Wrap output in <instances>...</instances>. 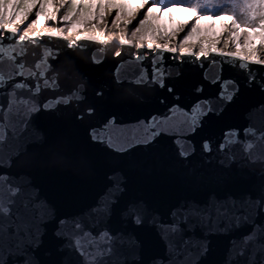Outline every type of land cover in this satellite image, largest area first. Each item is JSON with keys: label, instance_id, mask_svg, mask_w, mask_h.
Returning a JSON list of instances; mask_svg holds the SVG:
<instances>
[{"label": "water", "instance_id": "95a60500", "mask_svg": "<svg viewBox=\"0 0 264 264\" xmlns=\"http://www.w3.org/2000/svg\"><path fill=\"white\" fill-rule=\"evenodd\" d=\"M8 43L5 41L0 50V75L6 81L21 70L20 63L25 70L39 73L46 66L36 69L35 64L45 58L44 53L50 49L55 57H47L49 66L43 79L49 86L40 79L38 94L17 91V99H30L29 105L13 104L9 108L10 97L0 95V124L7 134L0 146V174H7L22 189L12 217L19 212L28 225L31 240L25 237V244L29 245L32 264H77L80 257L66 247L75 219L89 226L99 220L100 227L121 234L115 259L124 264H174L177 259L185 264H243L247 255H239L244 248L242 238L254 225L264 226V210L256 206L264 197V154L257 148L246 155L240 143L230 145L226 152L218 151L217 146L230 129L237 130L240 141L255 140L245 136L246 128L257 135L264 132V91L255 84L248 85L247 72L238 67L239 60L214 53L196 60L165 52V86L160 87L134 82L141 71L140 62L131 59L137 52L134 47L80 41L68 48V41L44 37L36 44L16 45L12 51ZM21 48L24 55L17 56ZM117 49L122 52L120 57L114 56ZM9 56L15 57V63ZM94 58L101 62L95 63ZM144 64L150 71L147 60ZM248 67L258 69L256 65ZM261 76L264 69L257 71V79ZM218 79L235 80L240 89L226 105L213 100L218 111L223 108L219 115L204 117L201 127L188 134L182 123L186 118L178 111L151 143H135L149 135L142 122L152 116H166L174 104L190 109L197 99L216 97L221 85L213 81ZM15 82L11 80L0 92H9ZM26 82L37 83L31 78ZM73 93L81 98L74 95L67 105L42 107L47 101ZM33 106L39 110L31 112ZM93 130L105 143L92 139ZM177 137L188 156L179 154ZM109 138L114 147L107 146ZM204 140L210 141L212 152L202 150ZM115 147L127 150L116 151ZM114 186L123 187L122 193H116L120 206L135 200L146 203L150 211L142 224L135 225L119 211L108 217L90 215ZM24 199L39 201V208H23ZM233 202L238 214L247 218L239 226L231 217L218 216L214 211L218 204L231 206ZM193 203L210 206L212 218L194 217L181 226L180 233L165 238L160 225L172 222L171 211ZM12 217L4 218L3 223L7 226ZM170 241L183 249L179 257L169 248ZM4 255L8 264H23L25 259L23 252L15 249L8 255L7 247Z\"/></svg>", "mask_w": 264, "mask_h": 264}, {"label": "snow or ice", "instance_id": "6c2138e0", "mask_svg": "<svg viewBox=\"0 0 264 264\" xmlns=\"http://www.w3.org/2000/svg\"><path fill=\"white\" fill-rule=\"evenodd\" d=\"M211 5V6H210ZM13 9V14L9 16L8 8ZM128 0H0V50H3L4 42L8 41V47L15 51L16 45H23L25 42L36 44L38 40L44 37L59 38L68 41L67 47L73 48L80 41L98 42L105 45L118 38V43L121 47H134L137 52L131 54V59L140 62L141 71L138 77L135 78L136 84L153 83L159 84L160 87L165 86V64L163 53L176 54L181 57L190 56L196 60L208 58L210 53H214L221 57L229 58L233 61L239 60V68L247 72V83L249 86L255 84L261 91H264V76L257 79V71L264 69V58L257 53L256 49H251L247 54L241 53V44L245 49H249L252 34H256L261 40H264V0H138V7L135 10H128ZM51 8V14L48 9ZM93 8L95 11H93ZM173 9L190 12L191 19L182 25H177L171 32L163 31L155 25L154 21L164 13L171 14ZM22 13V15H21ZM43 16V19H42ZM32 17L31 19H29ZM19 18V19H18ZM219 20L223 23V39L217 38L216 44L223 45L222 48H217L215 44L211 48L204 43L199 44V50L194 51L197 47L194 39L199 36L202 26L205 21L210 22L208 27ZM18 21V22H17ZM51 21L53 25L47 27L46 23ZM135 21V23H134ZM77 24L83 26L86 31H81L76 28ZM185 28L187 31L185 32ZM180 32L185 34L173 45V40ZM72 37V39H69ZM158 41H164L159 43ZM173 45V46H170ZM230 46L235 47V51H226ZM147 49L144 52L143 49ZM264 50V48H262ZM24 49L21 48L17 56H23ZM122 52L117 49L114 52L115 57H120ZM52 56L51 50L44 53V59L35 64L36 69H40L41 65H45V71H32L24 69L23 63L19 64L20 71L15 72L13 77L8 81L3 75H0V89L7 87L11 80L15 79L11 89L7 93L0 92V95H8L9 108L13 104L29 105L30 99L20 97L17 99L18 90H26L38 94L41 91L39 80L45 77L48 61L47 57ZM8 59L15 63V57L9 56ZM150 64L149 67L144 64L145 61ZM95 63L101 61L94 58ZM225 61H222V63ZM215 63V61H213ZM248 65H256L258 69L254 70ZM237 66V65H233ZM119 72V67L116 69ZM27 73V74H26ZM23 77V80L17 79ZM31 78L36 80L35 85L29 84L26 81ZM44 85L49 86V81L43 79ZM55 83V81H53ZM213 83L221 85L220 91L216 97L197 99L190 109L181 108L180 105L174 104L168 109L166 116H152L146 122L145 128L149 135L143 140L135 141V143L148 144L153 139L161 135L165 131L163 125L174 118L176 112H181L186 118L182 123L186 125L183 129L188 134H194L203 123V118L210 114L219 115L216 105L213 100L227 104L232 102L236 93L239 92V84L235 80H214ZM172 92L171 87L168 88ZM198 92L202 89L198 88ZM77 99L81 98L76 93L66 97H57L56 100L45 102L43 109H49L55 104L63 103L67 105L73 96ZM3 110V106H0ZM39 108L33 106L30 111L36 112ZM92 109H89L91 114ZM114 123V121H109ZM107 126V125H106ZM26 127V125H25ZM245 136L255 137V140L248 139L240 141L238 132L235 129H230L225 134L223 140L217 146L218 151L226 152L230 145L240 143L244 153L247 155L253 149H259L264 154V132L259 135L252 129L244 130ZM235 134L236 138H233ZM92 139L100 143H105L101 139V134L93 130L91 133ZM7 138L3 124H0V146L4 144ZM38 138L42 139V137ZM175 143L179 149L181 156H188L190 153L185 150L184 143H181V138L177 137ZM185 143L191 141L185 140ZM108 147H114L111 138L107 142ZM204 152H212V145L209 140H204L202 143ZM116 151L124 150V147H115ZM194 150V147H193ZM123 192V187L114 186L113 191L105 193L103 198L91 209V216L108 217L113 211H119L126 219L130 220L135 225L143 223L145 213L150 209L145 202L135 200L129 201L123 206H120L118 201L120 196L116 193ZM22 189L18 185L12 183V178L7 174H0V264H8V259L4 255V250L7 247L8 255L12 254V250L23 252L25 259L23 264H32V260L28 257L31 255L27 251L29 245L25 244V237L31 240V235L28 233L27 223L25 218L19 212L12 217L13 208L18 204V197H21ZM22 207L28 210L39 208V201H29L24 199L21 201ZM256 206L260 210H264V197L256 201ZM218 216L231 217L239 226L241 220L247 218L238 214L235 210V203L230 206L227 203L218 204L215 209ZM213 209L210 206H200L198 204L181 205L177 209L171 211L172 222L161 224L165 238L168 234H178L182 231V225H187L189 220L197 217L201 220H209L212 218ZM12 217V220L6 226L3 223L4 218ZM16 221H20L17 223ZM63 223V221H61ZM73 234L68 240L66 247L74 251L80 260L77 264H124V261H118L115 257L118 254V245L122 242L121 234L112 232L108 227H100V221L96 220L91 226L86 225L82 220L75 219L73 221ZM96 229V231H93ZM59 235V233H58ZM244 248L241 249L239 255L247 258L243 264H264V226H253V230L242 238ZM187 245V241L183 242ZM35 246H38L36 244ZM169 248L175 251L179 257L183 249H177L175 244L169 242ZM38 264V262H37ZM161 264L163 262L161 261ZM174 264H185L183 260L177 259Z\"/></svg>", "mask_w": 264, "mask_h": 264}, {"label": "rangeland", "instance_id": "374dc122", "mask_svg": "<svg viewBox=\"0 0 264 264\" xmlns=\"http://www.w3.org/2000/svg\"><path fill=\"white\" fill-rule=\"evenodd\" d=\"M192 2L195 3L196 0H192ZM240 2H242V0H240ZM128 4H129V7H132L135 10L138 7V0H128ZM7 11H8L9 16H11L13 14V9L11 7H9ZM51 12H52V9L49 8L48 13L51 14ZM21 15H22V13H21ZM191 16H192V14L190 12H183V11L173 9L171 14L164 13L162 16H159V18L157 20H155L154 23H155V25L160 27L163 31L171 32L174 28L177 27V25H182V24L187 23L191 19ZM31 18L32 17H30L29 19H31ZM42 19H43V16H42ZM50 23H51V21H48L46 23V26H47V24H50ZM134 23H135V21H134ZM209 23L210 22H208V21L204 22V24L202 26V30H201L199 36L194 39V42L204 40L203 35H205V34H208V35L214 37L212 39L222 37L221 33L223 32V23H227V22L225 21L222 23L221 21L217 20L216 23L211 26V28L208 27ZM76 28L78 30L84 29L83 26L80 24H77ZM186 31H187V28H185V32ZM185 32L179 33L180 38L185 34ZM207 40H210V39H207ZM261 45H264V40H261L258 35L252 34V41H251L249 49H245L243 47V44H241V50L257 49Z\"/></svg>", "mask_w": 264, "mask_h": 264}, {"label": "bare ground", "instance_id": "6f19581e", "mask_svg": "<svg viewBox=\"0 0 264 264\" xmlns=\"http://www.w3.org/2000/svg\"><path fill=\"white\" fill-rule=\"evenodd\" d=\"M52 26H58V25H53L52 22H51L50 24H47V27H52ZM81 31H86V29H81ZM179 38H180L179 35H178L177 37L174 38V40H173V45L179 41ZM218 38H220V39L222 40V39H223V36H222V37H218ZM69 39H72V37H70ZM216 40H217V38H216V39H211V40H200V41H196L195 43L197 44V47L194 48L193 50H194V51H198V50H199V44H200V43H204V44H205L207 47H209V48H211V46H212L213 44H215V46H216L217 48H222V47H223L222 43H221V44H216V43H215ZM111 42H116V43H118V38L115 39V40H113V41H111ZM158 42H159V43H163L164 41H158ZM118 44H119V43H118ZM173 45H170V46H173ZM262 48H264V45H261V46H260L259 48H257L256 50H257V53L261 56V58H264V50H262ZM235 50H236V49H235L234 46H230L229 49H226V51H235ZM248 51H249V50H241V53H242V54H247ZM176 54H179V53H176Z\"/></svg>", "mask_w": 264, "mask_h": 264}, {"label": "trees", "instance_id": "16d2710c", "mask_svg": "<svg viewBox=\"0 0 264 264\" xmlns=\"http://www.w3.org/2000/svg\"><path fill=\"white\" fill-rule=\"evenodd\" d=\"M128 10H129V11H132V10H133V8H130V7H128ZM93 11H95V9H93Z\"/></svg>", "mask_w": 264, "mask_h": 264}]
</instances>
